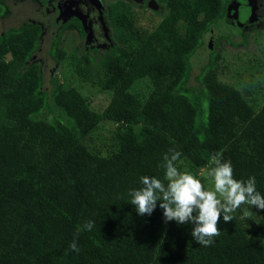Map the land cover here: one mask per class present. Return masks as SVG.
<instances>
[{
  "label": "trees",
  "instance_id": "obj_1",
  "mask_svg": "<svg viewBox=\"0 0 264 264\" xmlns=\"http://www.w3.org/2000/svg\"><path fill=\"white\" fill-rule=\"evenodd\" d=\"M230 2L163 0L161 12L152 9L161 19L150 31L135 13L106 17L121 40L101 59L95 84L110 94L101 114L54 78L44 89L32 61L39 24L0 36V264H264V210L251 206L262 215L252 231L234 214L228 223L221 216V234L204 247L191 237V224L165 223L159 202L151 216H140L128 196L141 176L163 180L170 148L182 153L177 165L187 160L195 169H210L212 155L222 152L235 178L255 176L264 195V103L256 110L220 82L211 59L189 84L191 61L206 38L216 41ZM234 4L241 14L240 0ZM68 29L83 35L79 23L62 25L59 35ZM57 46L58 39L49 55L59 61ZM141 80L149 85L144 98L133 92ZM102 121L126 127L108 156L84 143ZM85 221L95 226L80 234L76 253L69 244Z\"/></svg>",
  "mask_w": 264,
  "mask_h": 264
},
{
  "label": "rangeland",
  "instance_id": "obj_2",
  "mask_svg": "<svg viewBox=\"0 0 264 264\" xmlns=\"http://www.w3.org/2000/svg\"><path fill=\"white\" fill-rule=\"evenodd\" d=\"M47 1L4 0L0 5V36L9 29L41 21L44 24L43 34L41 33L43 35L41 51L35 54L33 62L42 68L44 89L49 88V80L54 78L64 87H73L83 97L89 98L90 109L101 114L110 100V94L102 92L95 84L103 73L101 59L108 53V44L112 43L113 45L121 40L116 37V34H120L119 29L114 24L108 25L106 17L112 19L116 14L135 13L139 25L150 31L160 22L161 15H157L148 8L138 11L137 4L130 6L121 0H94L102 11L103 23L108 25L105 36L106 44L99 46L98 54H95L86 48L88 42L89 45L93 44L90 43L92 40L80 36L76 30L68 29L59 35V29L62 25L78 23L79 20L73 19L74 15L71 13H65L61 22H56L57 24L49 15L44 17L45 14L43 13L47 12L45 8H42V5L46 4ZM154 1L158 7L164 5L163 0ZM230 1L231 11L225 17L224 26L221 27L220 25L218 31L214 32L216 41L206 38L204 49H202L204 51L197 52L191 61L193 70L189 84L190 86L196 85L197 82L194 77L200 73L199 68L211 59L218 80L243 93L246 99L248 98L250 105L257 110L264 103V19L252 15L251 19L241 20L243 15L238 10V4H234L236 0ZM250 7L251 5L248 6V10H251ZM246 9L247 6L244 7L245 12ZM236 28L240 29L239 34L232 33L231 30ZM228 38L231 42H228ZM56 39H58V49L64 51V57L59 61L52 59L49 55ZM83 56H86L85 59ZM9 59L10 57L7 56L6 61ZM86 59L92 61L91 65L86 64ZM77 65H79L77 70L81 75L77 71L75 72ZM83 74L88 75L91 80L84 79ZM148 91L149 85L144 80L138 81L133 88V92L142 98L147 95ZM137 129L138 127H133V130L136 131ZM125 131L124 125L102 121L84 139V143L90 151L99 153L101 156H108L117 142V134ZM177 167L181 172H188L200 179L206 190H213V183L207 175L209 168L195 169L187 160H182ZM233 214L249 231H252L262 219V215L247 204L242 205Z\"/></svg>",
  "mask_w": 264,
  "mask_h": 264
},
{
  "label": "clouds",
  "instance_id": "obj_3",
  "mask_svg": "<svg viewBox=\"0 0 264 264\" xmlns=\"http://www.w3.org/2000/svg\"><path fill=\"white\" fill-rule=\"evenodd\" d=\"M181 155V152L170 148L160 164L164 170L163 180L141 176V187L129 190V203L138 215L151 216L159 202L165 223L191 224L193 240L200 246L209 247L221 234L218 227L221 216L225 223L231 222L234 220L233 213L245 204L264 210V195L257 191L256 177L250 176L246 181L236 179L231 161H224L222 152L212 155L213 166L207 173L213 190H206L200 179L178 169ZM94 226V221H85L78 226L69 249L79 253L80 234L91 231Z\"/></svg>",
  "mask_w": 264,
  "mask_h": 264
},
{
  "label": "flooded vegetation",
  "instance_id": "obj_4",
  "mask_svg": "<svg viewBox=\"0 0 264 264\" xmlns=\"http://www.w3.org/2000/svg\"><path fill=\"white\" fill-rule=\"evenodd\" d=\"M123 3H128L130 6L133 4H137L139 7L138 10L142 11L146 8L151 9L150 5H152V1L154 0H121ZM4 2V0H3ZM2 2V3H3ZM255 3V9L251 12H254L259 18L264 19V0H240V8L244 9L246 6H250V4ZM40 7V5H38ZM42 8H45L47 13H43L44 17L49 15L51 19L56 23L61 22V18L65 13L73 14L74 18L79 20L78 23L83 30V35L87 38V40H92L89 45L86 44V48L91 51V53L98 54L99 46L106 44V30L108 29V25L103 23L104 18H102V11L100 7L95 3L94 0H48L46 4L42 5ZM162 11V10H161ZM245 11V10H244ZM250 12H245V14L250 15ZM243 14V12H242ZM245 17V16H244ZM246 18V17H245ZM37 24L41 27V33L43 34L44 24L41 21H37ZM56 23V24H57ZM106 24V25H104ZM40 38V46L36 53L41 51L42 44V35ZM114 44H108V51L112 48ZM35 56V55H34ZM32 57V61L33 58ZM42 69V68H41Z\"/></svg>",
  "mask_w": 264,
  "mask_h": 264
},
{
  "label": "water",
  "instance_id": "obj_5",
  "mask_svg": "<svg viewBox=\"0 0 264 264\" xmlns=\"http://www.w3.org/2000/svg\"><path fill=\"white\" fill-rule=\"evenodd\" d=\"M151 3H152V5H150V8H151V9L161 12L162 9H161L160 7H158V5L156 4L155 1H152ZM241 9H242V8H241ZM242 12H243V15H244L246 18H248V19H251V18H252L251 16L254 15V13H252V14H250V15L245 14L244 9H242Z\"/></svg>",
  "mask_w": 264,
  "mask_h": 264
},
{
  "label": "bare ground",
  "instance_id": "obj_6",
  "mask_svg": "<svg viewBox=\"0 0 264 264\" xmlns=\"http://www.w3.org/2000/svg\"><path fill=\"white\" fill-rule=\"evenodd\" d=\"M251 7H250V9L251 10H249L250 11V13L255 9L254 7H255V3L254 2H252L251 4ZM254 13V12H253ZM252 14V13H251Z\"/></svg>",
  "mask_w": 264,
  "mask_h": 264
}]
</instances>
